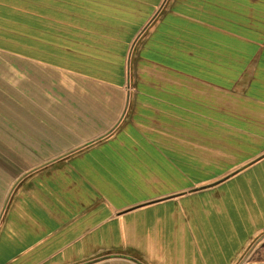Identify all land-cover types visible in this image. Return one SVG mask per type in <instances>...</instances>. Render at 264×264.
<instances>
[{"label": "crops", "instance_id": "1", "mask_svg": "<svg viewBox=\"0 0 264 264\" xmlns=\"http://www.w3.org/2000/svg\"><path fill=\"white\" fill-rule=\"evenodd\" d=\"M119 1L0 0V264H264V0Z\"/></svg>", "mask_w": 264, "mask_h": 264}, {"label": "trees", "instance_id": "2", "mask_svg": "<svg viewBox=\"0 0 264 264\" xmlns=\"http://www.w3.org/2000/svg\"><path fill=\"white\" fill-rule=\"evenodd\" d=\"M64 9H66L68 12L73 13L74 10H77V12L86 11V12H92L95 13L96 16L94 17H84L81 19V21H84L85 26H120L124 25L127 22V26L129 27V34L122 36H127L129 39H131L134 31L139 27V25L142 23L143 18L140 16H133L127 12L126 9L133 10L135 7L136 2H128V4H125L119 0H112L107 1L103 0V2L98 0H92L89 2V0H64ZM105 2V3H104ZM154 0H146L145 6H144V13L147 15L151 9L152 5L154 4ZM76 12V11H75ZM68 21H72L73 18H66ZM81 24V23H80ZM37 33L34 36V39L37 41L42 40V37L38 35Z\"/></svg>", "mask_w": 264, "mask_h": 264}]
</instances>
